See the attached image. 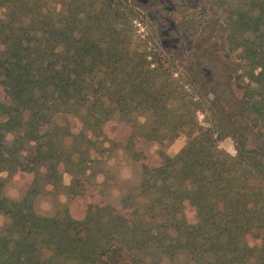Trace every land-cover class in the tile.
Here are the masks:
<instances>
[{"label": "trees", "instance_id": "trees-1", "mask_svg": "<svg viewBox=\"0 0 264 264\" xmlns=\"http://www.w3.org/2000/svg\"><path fill=\"white\" fill-rule=\"evenodd\" d=\"M211 3L243 62L238 124L174 78L129 0H0V264H264V0ZM110 122L131 126L136 160L140 139L188 143L160 150L120 208L75 210ZM228 137L235 155L219 148ZM15 174L19 200L5 194ZM61 188L70 203L41 215L38 198Z\"/></svg>", "mask_w": 264, "mask_h": 264}, {"label": "rangeland", "instance_id": "rangeland-1", "mask_svg": "<svg viewBox=\"0 0 264 264\" xmlns=\"http://www.w3.org/2000/svg\"><path fill=\"white\" fill-rule=\"evenodd\" d=\"M140 12L137 21L138 35L151 37L158 43L164 54L175 61L177 73L174 78L188 83L191 94L209 99L218 113L230 115L231 121L238 124L243 93L235 83V77L243 73V62L227 48L226 31L223 20L212 8L211 0H129ZM206 115L199 113V122L206 126ZM143 121V120H142ZM232 123V124H233ZM232 126V125H230ZM132 128L129 124L110 122L105 128L106 140L99 154H94L92 164L96 177L94 183H87L86 196L76 199L75 210L84 209L90 203H108L120 208L121 198L127 190L137 186L144 166L159 162V152L164 150L174 157L188 143L182 134L170 146H160L138 140L136 150L142 153L140 160L127 153L125 143ZM13 139L9 137V142ZM251 141L250 148L256 146ZM219 148L235 155V143L228 137L219 143ZM7 173L2 177L7 178ZM26 176L15 174L6 183L7 197L19 200L23 197ZM72 176L63 175L64 186H69ZM63 188L58 192L44 193L37 200V211L52 217L57 215L68 202ZM7 220L0 213V228ZM163 264H169L167 262Z\"/></svg>", "mask_w": 264, "mask_h": 264}]
</instances>
